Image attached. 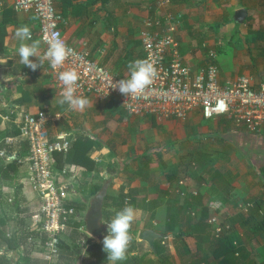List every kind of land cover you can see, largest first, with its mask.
<instances>
[{"label":"crops","instance_id":"1","mask_svg":"<svg viewBox=\"0 0 264 264\" xmlns=\"http://www.w3.org/2000/svg\"><path fill=\"white\" fill-rule=\"evenodd\" d=\"M54 3L64 19L59 27L67 43L87 50L90 57L118 77L128 75L130 61L143 59L139 39L143 20L160 19L158 29H163L169 13L180 14L174 35L184 64L196 69L213 51L221 82L239 74L251 76L254 85L264 80V0H169L164 5L160 0ZM5 5H11V0H5ZM240 8L246 10V15L237 22L234 13ZM21 25H28L32 40H39L33 14L14 11V22L6 27L0 47V139L17 136L14 134L24 113L43 110L50 117L61 114L60 119L48 122V132L50 137L68 134L71 148L66 154H54L53 172L62 168L71 172L66 177L74 188L69 205L76 209L78 223L63 235L60 254L54 256L53 264H109L102 244L108 231L98 241L85 232L84 225L89 199L95 194L91 190L106 180L109 184L103 198V222H110L126 205L137 210L126 259L116 264L217 262L212 254L214 245H210L214 236L213 228L208 229L207 201L221 200L231 207L238 201H264V182L258 169L264 165V126L252 133L232 126L224 117L205 119L199 111L184 120L158 121L149 115L127 114L114 97L99 101L91 94L85 95L91 101L90 107L83 112L72 111L67 104L59 103L61 97L45 64L33 71L19 62L20 41L14 33ZM233 38L235 42H231ZM223 40L229 46L217 61L215 56L222 51ZM43 48L41 43V52ZM5 149L23 156L26 144L15 143ZM74 153L78 154V163ZM57 157L61 158L59 166ZM9 162L14 160L0 156V166ZM194 167L196 170H192ZM5 180H14V190L9 191L7 186L0 190V231L26 248L30 243L20 234L27 233L31 213L37 207L34 194L28 192L26 163H18L16 174ZM218 193L224 199H219ZM196 197L199 199L194 200ZM161 208L167 209L166 219L157 217ZM206 213L207 217L203 215ZM235 213L230 217L242 214ZM144 228L162 234L158 245L157 239L153 247L137 239ZM35 246L41 248L37 242ZM256 246L251 250L263 255L264 242L260 240L259 248ZM245 248L236 264H254L249 258L252 251L246 255L249 245ZM13 253L7 252L10 259ZM30 256V264L39 263L38 255L33 252Z\"/></svg>","mask_w":264,"mask_h":264},{"label":"built area","instance_id":"2","mask_svg":"<svg viewBox=\"0 0 264 264\" xmlns=\"http://www.w3.org/2000/svg\"><path fill=\"white\" fill-rule=\"evenodd\" d=\"M54 2L55 0H11L10 6L16 12H30L36 18L43 51L47 48L45 38L50 34H59L66 42L70 56L59 71L67 68L78 71L80 79L77 95L91 94L99 101L114 97L118 106L127 114L149 115L158 121L184 120L190 113L199 111L205 119L224 117L232 126L242 127L252 133L260 131L264 126V80L254 85L251 76L239 74L221 82L218 66L212 59L213 51L207 54L206 63L196 69L184 64L174 35L180 25V14H166L163 20L166 26L163 29H158L162 23L160 19L143 20V28L139 31L143 59L153 62L157 73L152 85L142 95L129 98L121 94L118 88H108L111 78L113 83L124 78L116 76L98 60L90 57L87 50L77 49L67 43L59 27L64 19L56 10ZM168 2L169 0H160L161 5ZM4 5L5 0H0V16ZM44 64L60 93L62 85L57 79V71L51 69L47 61ZM127 77L128 75L125 78ZM60 118L61 114L50 117L43 110L24 113L19 121V134L0 139V156L19 164L26 163V181L37 203L27 228L36 234L30 233L26 242L30 245L37 242L40 245L41 251H34V255L40 257L38 264H53L54 256L61 249L63 235L78 220L76 209L69 205L74 188L66 177L71 172L68 168H62L58 173L53 172L54 154H66L71 146L68 134L62 132L50 137L48 132V122ZM15 143L26 144L23 156L17 152L9 153L5 149V146H13ZM250 206V203L239 202L234 209L247 215ZM207 208L210 211L208 223L213 226V236L221 238L230 229L226 219L232 213L227 212L219 220L224 204L218 200H208ZM19 249L22 251L24 246L21 244Z\"/></svg>","mask_w":264,"mask_h":264},{"label":"clouds","instance_id":"3","mask_svg":"<svg viewBox=\"0 0 264 264\" xmlns=\"http://www.w3.org/2000/svg\"><path fill=\"white\" fill-rule=\"evenodd\" d=\"M14 36L20 41L17 51L20 58L19 62L22 65L35 71L38 67H43L47 61L51 69L57 71V79L62 85V91L59 93L60 104H67L70 110L80 112L91 106V101L87 97L77 95V85L80 79L78 71L74 68L59 71L70 56L68 46L59 34L53 33L45 38L47 48L43 52L40 50L41 41L32 40L31 29L28 25H21L16 28ZM30 57L37 59L34 61ZM156 73L157 69L154 63L148 59L130 61L128 77L115 83L111 78L108 82V88H118L121 94L129 98L137 97L152 85ZM136 218L137 210L131 205H126L115 213L110 222L101 221V223H107L108 234L103 237L102 244L103 250L107 253L109 264H116L117 261L126 259V253L132 239L130 228ZM89 234L91 236L90 232Z\"/></svg>","mask_w":264,"mask_h":264},{"label":"trees","instance_id":"4","mask_svg":"<svg viewBox=\"0 0 264 264\" xmlns=\"http://www.w3.org/2000/svg\"><path fill=\"white\" fill-rule=\"evenodd\" d=\"M14 22V11L12 6L10 5H4L2 9V13L0 16V47L3 46V38L6 32V27L8 25H11ZM19 131H16L14 135H18ZM77 143V142H76ZM76 143H72L73 146L76 145ZM75 144V145H74ZM71 148V146H70ZM70 150V149H69ZM60 156V155H59ZM74 161L78 163V154L74 153L73 155ZM60 157H57V165H60ZM197 167H194L192 170H196ZM259 174L261 179L264 182V165L260 166ZM18 170V163L16 162H9L6 166H0V173L5 179H11L12 176L16 174ZM100 188V185L94 186V188L91 190L92 194L96 193ZM217 197L220 199H224V196L222 197L219 193L217 194ZM199 199L198 197L194 198ZM221 201V200H220ZM250 203L253 204L252 207L248 208V214L246 216L239 214L237 217H228L226 219V222L230 225V229L228 231H224V235L221 236V238H213V240H210V245H214L212 247L213 252L212 254L215 256V259L217 262L214 263H207V264H236L237 261H239L237 258L241 257V253L243 249L246 250V239L251 240V248L255 247V244H257L256 248L258 249V243H254V239L263 240L264 242V208H263V201L261 199L252 200ZM235 206V204H234ZM188 211V210H187ZM202 211V210H198ZM189 212V211H188ZM206 212V211H205ZM239 213V212H238ZM236 214V213H235ZM207 217V213L203 214ZM202 216V214H201ZM192 217V216H191ZM205 217V219H206ZM75 223H78L77 221ZM83 223V221H81ZM241 231V234H240ZM35 235L36 232H30L27 230V233L25 232L20 234V236L23 237V239H26L28 235ZM211 233V232H210ZM210 235V234H209ZM88 237V236H86ZM262 237V238H261ZM89 238V237H88ZM22 239V240H23ZM22 242V241H21ZM6 243L5 248L1 250L0 252V264H30L31 262V253L34 251H38L41 248L35 246V244L30 245L28 248H24L23 251H20L19 246L20 243L15 238L9 237L7 234H3L2 231H0V247L4 246ZM62 245V242H61ZM79 248L81 245H78ZM14 250V252L17 253L16 257L11 260L9 256L7 255V252H10ZM252 251V255L249 257L250 260L254 264H264V253L261 255V252L259 250ZM250 251V252H251ZM262 251V250H260ZM237 252V255L235 253ZM250 252L246 251V255H250ZM258 252V253H257ZM257 253V254H256ZM244 254V253H242ZM240 255V256H239ZM14 261V262H13Z\"/></svg>","mask_w":264,"mask_h":264},{"label":"water","instance_id":"5","mask_svg":"<svg viewBox=\"0 0 264 264\" xmlns=\"http://www.w3.org/2000/svg\"><path fill=\"white\" fill-rule=\"evenodd\" d=\"M246 15V10L240 8L235 11L234 18L237 22H242L243 17ZM109 180H106L100 187V189L89 199L87 210L84 214L85 232L91 233V237L100 241L102 235L107 232V223H101L102 221V205L103 198L106 194ZM103 222V221H102ZM162 234L150 229L144 228L138 232L137 239L147 243L153 247V243L156 239H160Z\"/></svg>","mask_w":264,"mask_h":264},{"label":"rangeland","instance_id":"6","mask_svg":"<svg viewBox=\"0 0 264 264\" xmlns=\"http://www.w3.org/2000/svg\"><path fill=\"white\" fill-rule=\"evenodd\" d=\"M234 40H236L235 38H233V40L231 41V42H235ZM223 42H224V47L222 48V51L220 52V53H217L216 54V56H215V59L217 60V61H220V58H223V55L225 54L224 52H225V50H227V48H228V46H229V44L228 43H226L227 41L226 40H223ZM207 54V53H206ZM209 57H210V55H209ZM189 139H191V138H189ZM206 152V151H205ZM207 153V152H206ZM205 153V154H206ZM211 166H212V164L211 165H209V169L211 168ZM209 169H207V171L209 170ZM207 171L205 172V173H203V175L205 176V175H207ZM193 174V173H192ZM3 186H7V189H9V191L11 190V189H13L14 190V180H5V179H3V177L0 175V190L1 191H3L4 189H2V187ZM28 192L31 194V192H30V190H29V188H28ZM32 195V194H31ZM240 201H238V202H236V204H235V206L233 205L232 207L231 206H226L225 204H224V208H222L223 210L220 212V214H219V216H218V219L219 220H222L223 218H224V216H225V214L227 213V212H231V213H235V212H238L236 209H234V208H236V206H237V204L239 203ZM246 202V201H245ZM251 204V203H250ZM252 206H253V204H251ZM228 207V208H227ZM231 208V209H230ZM263 208H264V201H263ZM167 209L166 208H161L160 210H158L159 211V214L157 215V217H158V219H166V217H167V211H166ZM234 211V212H233ZM208 229L211 231V229H212V226L210 225V224H208ZM8 232V231H7ZM105 235V234H104ZM262 238V237H261ZM159 241H160V239H157L156 240V245H158L159 244ZM261 241H263L262 239H261ZM246 245H249V249H248V252L251 250V249H255V247L254 248H251V240H249V239H246ZM254 243H260V240H258V239H254V241H253ZM257 244H255V246H256ZM27 247L29 246V245H26ZM4 248V247H3ZM60 251H61V249H60ZM60 251H59V253L58 254H60ZM0 252H1V250H0ZM22 252H24L23 250H22ZM16 255H17V253L15 252V254L13 253L12 254V258L14 259L15 257H16ZM11 257V256H10Z\"/></svg>","mask_w":264,"mask_h":264}]
</instances>
